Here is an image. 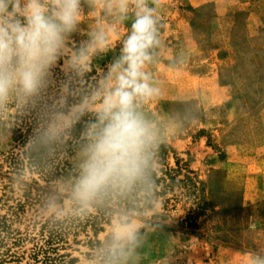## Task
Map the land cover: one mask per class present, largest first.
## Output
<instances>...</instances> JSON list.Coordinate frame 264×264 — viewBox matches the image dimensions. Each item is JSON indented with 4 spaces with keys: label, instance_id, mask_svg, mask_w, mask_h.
I'll list each match as a JSON object with an SVG mask.
<instances>
[{
    "label": "rangeland",
    "instance_id": "obj_1",
    "mask_svg": "<svg viewBox=\"0 0 264 264\" xmlns=\"http://www.w3.org/2000/svg\"><path fill=\"white\" fill-rule=\"evenodd\" d=\"M159 16L151 71L162 94L145 111L168 149L156 153V175L165 178L156 213L143 190L131 209L152 224L139 264H247L248 253H264V0H160ZM93 19L83 18L74 46ZM129 27L94 57L83 87L103 77ZM62 64L52 92L65 78ZM34 127L33 115L14 109L0 127V264H90L109 217L124 208L109 201L112 211L103 204L41 216L56 181L76 175L81 126L38 162L24 149Z\"/></svg>",
    "mask_w": 264,
    "mask_h": 264
},
{
    "label": "clouds",
    "instance_id": "obj_2",
    "mask_svg": "<svg viewBox=\"0 0 264 264\" xmlns=\"http://www.w3.org/2000/svg\"><path fill=\"white\" fill-rule=\"evenodd\" d=\"M159 6L160 0H0V127L13 109L18 117L33 115L24 149L46 155L81 126L76 175L56 181L40 207L49 221L102 206L130 189L143 190L147 210L156 213L161 138L145 108L162 94L151 71L162 46ZM87 15L94 19L86 39L74 46ZM129 24L103 77L83 87L91 61L110 51L112 34ZM61 61L65 78L52 92ZM150 227L135 210L113 212L90 264L97 256L100 264H139ZM247 256V264H264V253Z\"/></svg>",
    "mask_w": 264,
    "mask_h": 264
},
{
    "label": "trees",
    "instance_id": "obj_3",
    "mask_svg": "<svg viewBox=\"0 0 264 264\" xmlns=\"http://www.w3.org/2000/svg\"><path fill=\"white\" fill-rule=\"evenodd\" d=\"M160 146L162 148V151H164V152L167 151L168 147L165 143H161ZM29 156H30L29 157L30 160H32L33 162H38V160H40L39 155L30 154ZM154 179H155V185H156L155 192H156V194H160V192H162V191L157 190V183L160 181V179H162V181L164 182L165 178L164 177H157V175L155 173ZM191 182H193L192 179H191ZM167 185L168 184L165 183L163 185L164 188ZM138 190L139 189H130L127 192L113 193L111 198L109 200H107L106 202L108 203L109 201H113V204H115L118 208H124V209H129V210L135 209L138 206L136 201L137 202L141 201L140 196L136 195ZM163 190H165V189H163ZM148 195H150V193ZM143 198H145L143 202L146 203V200H147V204H148V196L146 195V193H144ZM106 202L104 203L105 206L107 204ZM104 210L105 211H112L114 209H113V207L106 206V207H104Z\"/></svg>",
    "mask_w": 264,
    "mask_h": 264
}]
</instances>
